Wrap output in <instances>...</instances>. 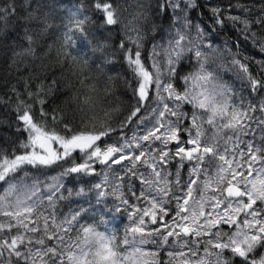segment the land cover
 Segmentation results:
<instances>
[{"label":"snow or ice","instance_id":"1","mask_svg":"<svg viewBox=\"0 0 264 264\" xmlns=\"http://www.w3.org/2000/svg\"><path fill=\"white\" fill-rule=\"evenodd\" d=\"M232 9L0 0V264H264V55L213 39L264 54V0Z\"/></svg>","mask_w":264,"mask_h":264},{"label":"trees","instance_id":"2","mask_svg":"<svg viewBox=\"0 0 264 264\" xmlns=\"http://www.w3.org/2000/svg\"><path fill=\"white\" fill-rule=\"evenodd\" d=\"M40 2L46 6L47 11H50L57 18V23H59L61 19L65 18L71 11L75 10V7L79 5L80 0H40ZM200 3L204 4L205 0H200ZM231 3L233 5L232 14H237L235 9V5L237 3L250 6L252 5L253 0H231ZM255 3L258 5L259 0H255ZM223 4L225 7H227L228 0H223ZM204 12H206V9L204 10ZM192 17L194 23H201L205 28H210L211 20L207 15L202 14L200 9L193 11ZM217 28H219V26H217ZM15 35L16 32L12 30L11 26L9 27L7 33H0V89L3 88L5 81L10 78L7 65L9 62V57L11 56V52L8 50L7 46L12 43V37H14ZM213 39L217 40L221 45H223L225 42H228L232 45L234 50L235 45L238 42L241 46V57L243 58L244 55L252 57V60L249 61V63H251L252 65V71H257V65L255 61L260 60L262 58V55L264 54L259 53L257 49L252 47L251 43H246L242 38L237 41V33L230 26V24L224 30L213 33ZM78 44L81 53L84 54L86 58L93 55L92 50L89 46L80 42H78ZM7 121V114L4 111L0 110V141L8 138L9 128ZM51 174L55 175V172ZM41 179H43V177ZM69 186H71V184ZM76 186L80 187L82 185ZM85 221H88V219L86 218ZM162 256L161 260L163 262V260L165 259Z\"/></svg>","mask_w":264,"mask_h":264},{"label":"rangeland","instance_id":"3","mask_svg":"<svg viewBox=\"0 0 264 264\" xmlns=\"http://www.w3.org/2000/svg\"><path fill=\"white\" fill-rule=\"evenodd\" d=\"M98 171H99V167H98ZM93 179H95V180H99V177H94ZM127 190V186H125V191ZM129 195H130V193H129ZM81 223H84V224H86V223H90V222H81ZM117 225L120 227V222H119V220H117V221H114L111 225H109L108 227H109V230L110 231H113V229H112V227H114V228H116L117 227ZM100 230H103V228H101ZM121 230V235H122V229H120ZM148 247L149 248H151V247H153L152 245H148ZM165 260L167 259V257L166 256H162Z\"/></svg>","mask_w":264,"mask_h":264}]
</instances>
